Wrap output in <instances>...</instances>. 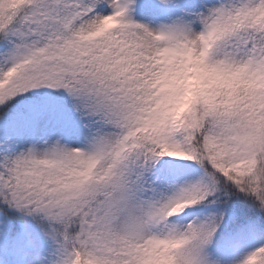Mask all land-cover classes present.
<instances>
[{"label":"snow or ice","instance_id":"obj_1","mask_svg":"<svg viewBox=\"0 0 264 264\" xmlns=\"http://www.w3.org/2000/svg\"><path fill=\"white\" fill-rule=\"evenodd\" d=\"M5 232L23 264H264V0H0Z\"/></svg>","mask_w":264,"mask_h":264},{"label":"clouds","instance_id":"obj_2","mask_svg":"<svg viewBox=\"0 0 264 264\" xmlns=\"http://www.w3.org/2000/svg\"><path fill=\"white\" fill-rule=\"evenodd\" d=\"M210 70L203 68L202 65H199L198 62L196 61H189L188 64L185 65L183 69V74L189 79L195 78V75L198 73H209ZM184 76H178L175 73H168L165 77V80L168 81L169 83L173 84H180L181 82H184ZM180 98H177V101Z\"/></svg>","mask_w":264,"mask_h":264},{"label":"rangeland","instance_id":"obj_3","mask_svg":"<svg viewBox=\"0 0 264 264\" xmlns=\"http://www.w3.org/2000/svg\"><path fill=\"white\" fill-rule=\"evenodd\" d=\"M134 19L141 21V22H146V18L138 13H134ZM194 79L195 78H193V80ZM181 83H184V82H181ZM5 246H6V240L2 237L0 238V264H3L1 253L5 251ZM11 254L15 256V259H13L14 264H23V257L21 253L18 251V247L13 243V241H11Z\"/></svg>","mask_w":264,"mask_h":264},{"label":"trees","instance_id":"obj_4","mask_svg":"<svg viewBox=\"0 0 264 264\" xmlns=\"http://www.w3.org/2000/svg\"><path fill=\"white\" fill-rule=\"evenodd\" d=\"M15 215V214H14ZM18 220L24 219V217L21 216H16ZM3 238L6 240V246H5V251L1 253V258H2V263L3 264H14L13 259H15V256L11 254V240L9 239L7 233L3 235Z\"/></svg>","mask_w":264,"mask_h":264}]
</instances>
